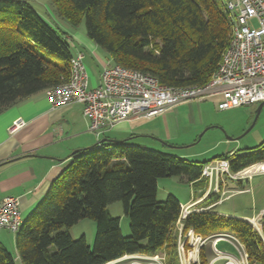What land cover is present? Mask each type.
I'll return each mask as SVG.
<instances>
[{"label": "trees", "instance_id": "obj_1", "mask_svg": "<svg viewBox=\"0 0 264 264\" xmlns=\"http://www.w3.org/2000/svg\"><path fill=\"white\" fill-rule=\"evenodd\" d=\"M57 16L78 26L110 59L156 77L162 85L185 87L210 81L229 44L230 23L223 0H51ZM28 0H0V113L70 79V44ZM60 57L61 63L51 59ZM196 160L123 141H105L71 155V162L16 233L17 257L0 242V264H107L125 255L166 254V264H181L176 224L181 201L173 194L157 199L158 180L180 176L203 181ZM264 161V142L244 155L235 152L231 169ZM194 200L199 197L195 196ZM217 198L209 196L208 201ZM122 202L130 220L125 236L120 217L109 206ZM96 222L91 247L70 229L81 219ZM203 237L234 233L251 263L264 264L262 234L245 219L212 210L192 211L184 220ZM210 246L198 262L207 264Z\"/></svg>", "mask_w": 264, "mask_h": 264}, {"label": "built area", "instance_id": "obj_2", "mask_svg": "<svg viewBox=\"0 0 264 264\" xmlns=\"http://www.w3.org/2000/svg\"><path fill=\"white\" fill-rule=\"evenodd\" d=\"M230 23V37L222 53L221 62L210 81L203 85L173 87L162 85L159 80L142 71L114 63L111 59L104 66L100 82L91 85L84 65V53L71 58L70 79L45 90L53 106L81 104L91 132L101 135L118 124L133 118H152L171 108L193 100L219 97L221 111L261 103L264 101V0H223ZM26 121H14L11 131L20 129ZM218 158L207 163L202 170L208 196H221L209 207H196L202 199L182 205L179 226L178 253L181 264L199 261L200 250L210 241L211 257L207 264H251L250 255L241 240L230 232H218L203 237L190 228L184 233L183 220L192 211H201L223 202L228 180L250 181L264 173V162L231 169V159ZM194 208V209H193ZM264 210L248 221L262 234ZM19 196L0 197V228L14 234L23 225ZM176 224V225H177ZM226 242L230 249L220 247ZM150 259L147 264H165L158 254L141 257ZM132 264H142L138 261Z\"/></svg>", "mask_w": 264, "mask_h": 264}, {"label": "rangeland", "instance_id": "obj_3", "mask_svg": "<svg viewBox=\"0 0 264 264\" xmlns=\"http://www.w3.org/2000/svg\"><path fill=\"white\" fill-rule=\"evenodd\" d=\"M28 1L54 28H57L61 34L65 33L64 37L70 44L72 54L75 55L80 50L87 51L83 62L90 80L96 84L101 75L100 72L103 64L96 54L91 53L90 49H86L82 42L79 41L81 37L89 39L85 21L83 20L78 26H73L68 21L57 16L51 0ZM101 52H103L104 59L109 58V55L105 51L102 50ZM51 59L58 63L63 61L60 57L54 55H51ZM44 93L46 94V92ZM218 100L219 97L215 96L204 100L186 102L177 111L167 113L165 115L167 118L166 122L162 117H158L152 124L157 130L158 136L156 137L158 141H154L152 138L139 137L142 138V141L144 139L148 140L144 142L147 144L142 147L201 161L210 160L216 155L228 154L232 150L239 156L254 151L264 142V106L253 125L260 103L221 111L218 108ZM200 186L201 188H199ZM204 187H206L204 180L198 184H194L180 176L162 177L158 180L157 199L160 202H164L168 198V195L173 194L181 201L182 205H186L188 201L194 199V193L199 198L203 197L206 191H198V189H204ZM225 189L228 192L223 202L216 206V210L228 213L227 215L234 217H257L264 210V173L253 176L250 181L228 180ZM213 196L217 199L221 197ZM217 199L213 202L217 201ZM205 204L203 205L206 206ZM212 208H204L202 210L209 211ZM109 211L113 216L120 217L123 234L125 236L130 235V220L124 213L122 202L111 204ZM245 220L247 221L248 219ZM175 231L179 239L178 224ZM8 233L11 234V231ZM70 233L73 239H79L85 235L88 244L92 247L96 236V222L90 218L81 219L71 227ZM223 245L221 243L220 247H223ZM205 246H210V241ZM138 255L141 257L148 256ZM158 255L166 259L165 252H161ZM135 261L142 264L152 262L150 259L139 258L127 259L117 264H129V262Z\"/></svg>", "mask_w": 264, "mask_h": 264}, {"label": "crops", "instance_id": "obj_4", "mask_svg": "<svg viewBox=\"0 0 264 264\" xmlns=\"http://www.w3.org/2000/svg\"><path fill=\"white\" fill-rule=\"evenodd\" d=\"M79 41L86 49H90L91 53L96 54L98 59H101L103 70L110 57L104 59L101 48L90 38L81 37ZM86 52L80 50L77 51V54L84 53L85 59ZM99 82L100 76L96 84L91 81V85L96 86ZM44 92L32 95L0 113V197L19 196L24 220L29 217L44 197L52 181L69 165L72 160L71 155L75 151L100 144L105 138L109 140H127L129 143L140 146H145L147 143L144 142L148 140L144 139L142 141V138L139 137L152 138L154 141H158L156 137L158 133L152 125L153 122L158 117H162L166 122L165 115L167 113L177 111L179 107L186 103L183 102L166 113L152 118H133L130 121L118 124L101 135H97L89 130L88 120L83 115L81 104L55 107ZM19 118L24 119L26 125L11 131L14 121ZM231 152L234 151L232 150L229 153ZM204 190L205 187L204 189H198V191ZM194 199L186 204L202 199L199 205L194 208H203L214 203L209 202L207 198ZM219 204L212 206V211L227 215L228 213L215 209ZM239 218L249 220L252 217L243 216ZM8 232L10 231L7 229H0V242L17 257L16 234H13V232L9 234ZM223 244V248L230 249L226 242H223ZM139 258L141 256L138 254L125 255L107 264H117L127 259ZM130 262L129 264L133 263Z\"/></svg>", "mask_w": 264, "mask_h": 264}, {"label": "water", "instance_id": "obj_5", "mask_svg": "<svg viewBox=\"0 0 264 264\" xmlns=\"http://www.w3.org/2000/svg\"><path fill=\"white\" fill-rule=\"evenodd\" d=\"M263 106H264V101L263 102H261L260 103V105H259V107H258V109H257V116H256V119H255V121H254V123H253V125L255 124V122H256V120H257V118H258V116H259V113H260V111H261V109L263 108ZM252 125V126H253ZM105 141H120V140H109V139H103L101 142H105ZM123 141V140H122ZM77 151H79V150H77ZM77 151H75V152H77ZM74 152V153H75Z\"/></svg>", "mask_w": 264, "mask_h": 264}]
</instances>
